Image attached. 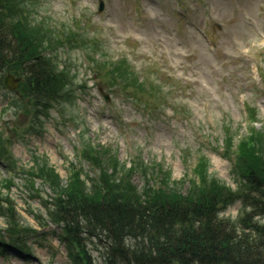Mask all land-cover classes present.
Instances as JSON below:
<instances>
[{"label":"rangeland","instance_id":"obj_1","mask_svg":"<svg viewBox=\"0 0 264 264\" xmlns=\"http://www.w3.org/2000/svg\"><path fill=\"white\" fill-rule=\"evenodd\" d=\"M14 3L67 81L61 99H35L24 73L0 69V264H87L54 219L74 179L85 194L103 174H125L138 192L213 180L237 191L239 144L264 138V0ZM6 72L22 77L20 97L3 88ZM241 213L237 203L221 217ZM85 239L89 264H103Z\"/></svg>","mask_w":264,"mask_h":264},{"label":"trees","instance_id":"obj_2","mask_svg":"<svg viewBox=\"0 0 264 264\" xmlns=\"http://www.w3.org/2000/svg\"><path fill=\"white\" fill-rule=\"evenodd\" d=\"M6 2L0 0V69L24 73L31 98L61 99L66 75L40 53L24 10L18 15L14 0ZM11 19L16 24H8ZM114 72L123 78L126 61L116 63ZM35 106L49 110L46 102ZM263 140L258 145L239 144L237 191L213 180L204 189L192 186L187 194L163 189L138 192L121 177L125 174H103L93 193L85 194L78 179L60 188L55 222L65 228L87 264L89 257L82 248L87 237L104 250L103 264H264ZM46 174L55 184L57 177ZM236 202L242 206L240 218L219 217Z\"/></svg>","mask_w":264,"mask_h":264},{"label":"water","instance_id":"obj_3","mask_svg":"<svg viewBox=\"0 0 264 264\" xmlns=\"http://www.w3.org/2000/svg\"><path fill=\"white\" fill-rule=\"evenodd\" d=\"M17 79L15 80L12 76L8 75L4 78V85L8 89H13L16 85Z\"/></svg>","mask_w":264,"mask_h":264},{"label":"clouds","instance_id":"obj_4","mask_svg":"<svg viewBox=\"0 0 264 264\" xmlns=\"http://www.w3.org/2000/svg\"><path fill=\"white\" fill-rule=\"evenodd\" d=\"M233 219H235V216H233Z\"/></svg>","mask_w":264,"mask_h":264}]
</instances>
